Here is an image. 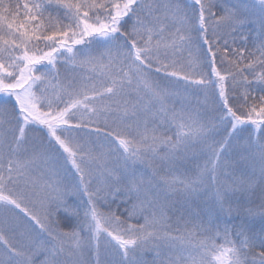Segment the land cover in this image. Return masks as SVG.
I'll list each match as a JSON object with an SVG mask.
<instances>
[{
  "label": "snow or ice",
  "instance_id": "6c2138e0",
  "mask_svg": "<svg viewBox=\"0 0 264 264\" xmlns=\"http://www.w3.org/2000/svg\"><path fill=\"white\" fill-rule=\"evenodd\" d=\"M257 186L264 0H0V264H264V230L192 210Z\"/></svg>",
  "mask_w": 264,
  "mask_h": 264
},
{
  "label": "rangeland",
  "instance_id": "374dc122",
  "mask_svg": "<svg viewBox=\"0 0 264 264\" xmlns=\"http://www.w3.org/2000/svg\"><path fill=\"white\" fill-rule=\"evenodd\" d=\"M228 2L229 3H233V2H235V0H228ZM240 2L242 4H248V3L251 2V0H240ZM248 27H249V29L252 32V36L256 39V35L259 32V22H258V20H256L254 18V22H252V23H250V24H248L246 26V28H248ZM258 43H259V41H258ZM60 72H61V78L62 79L67 78L68 81H71V79L74 76H79V75L82 74L79 69H77L76 72H73L69 68H64V67H61L60 68ZM198 99H200L201 102H202V98H198V97H196L194 95L187 96V101L190 103V105L192 107H195L196 106ZM203 162H204L203 158H201L199 161H197L195 159H191V156H190V164H189V166L191 168L195 169L196 163H200L202 165ZM225 162L232 164L233 167H235L237 169V171H236V177H239V169L245 167L244 163L240 161V159H239L238 156H233L231 154H229L228 156H226L225 157V160L222 161V163H225ZM224 179H225L224 178V175L221 174V180L224 181ZM229 179H232V177H229ZM211 194L212 193L209 192L206 195H200L199 197H194L193 200H192V210H193V212L200 211L201 212V218H202V204H203V207L205 208V210L207 212H208V209L211 207V200H210ZM67 203H68L69 209L72 210V209H75V207L79 203V201L75 197L69 196L67 198ZM117 205H123V204L120 203L119 200H118ZM177 207H179V205H177ZM179 214L180 213H178V212H171V213H169V215L171 216L170 223H171L173 229H175L177 227L176 217ZM125 215H126V213H125ZM184 215H185V218L188 219V214L185 213ZM216 216H219L220 217L221 214L219 212H216L213 215H211L210 217L213 218V217H216ZM69 222L71 224H73V225L76 223L75 219H72V218L69 219ZM192 222L193 223H199L200 221H199V219H197L195 217H192ZM181 224H182V222H181ZM65 230H71V229H65ZM43 258L44 257L42 255L39 256V257H37V264H39V261L42 260ZM102 258H104V259H111V256H105V257H102ZM144 260H145L146 264H153V261L154 260H156V264H159V260L157 259L156 254L153 251H147V252H145L144 253Z\"/></svg>",
  "mask_w": 264,
  "mask_h": 264
},
{
  "label": "trees",
  "instance_id": "16d2710c",
  "mask_svg": "<svg viewBox=\"0 0 264 264\" xmlns=\"http://www.w3.org/2000/svg\"><path fill=\"white\" fill-rule=\"evenodd\" d=\"M13 2H15V0H13ZM244 35L248 36V42L247 45H242V46H246L249 50H251L254 45L258 46L259 44L258 40H256L252 36V32L249 29V27L244 29ZM240 43H241L240 40L237 39V44L239 45ZM236 200H239L241 205V213L239 216H237L236 213L234 212L231 218L227 215V213L221 214L220 217L216 216L211 218L202 204V219L205 222L211 220L213 225H219L221 230L225 226H231L233 224L240 223L242 220H244L246 222L247 227L250 228L254 234L256 235L261 234L262 230H264V216L261 215V213L264 212V209H261L260 207L261 205L260 188L257 187L255 189V195H251V194L241 195L240 193H238L236 197L233 198V203H232L233 208L237 206ZM227 206L228 205H225V207ZM113 208L114 209L117 208V204H114ZM247 208H252L255 212V215L251 217H245L244 213ZM123 211H124V206L119 205V212H123Z\"/></svg>",
  "mask_w": 264,
  "mask_h": 264
}]
</instances>
